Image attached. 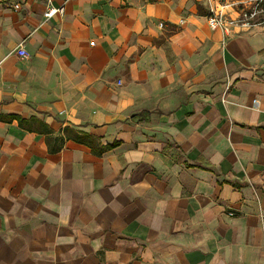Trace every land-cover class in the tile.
<instances>
[{
  "label": "crops",
  "instance_id": "1",
  "mask_svg": "<svg viewBox=\"0 0 264 264\" xmlns=\"http://www.w3.org/2000/svg\"><path fill=\"white\" fill-rule=\"evenodd\" d=\"M227 1L0 0V264H264V27Z\"/></svg>",
  "mask_w": 264,
  "mask_h": 264
},
{
  "label": "built area",
  "instance_id": "2",
  "mask_svg": "<svg viewBox=\"0 0 264 264\" xmlns=\"http://www.w3.org/2000/svg\"><path fill=\"white\" fill-rule=\"evenodd\" d=\"M59 11L50 7L45 15L51 17ZM207 20L212 30L221 31L226 35L264 27V0H229L212 8ZM160 26H163V23ZM17 54L27 57V52L22 46L17 49Z\"/></svg>",
  "mask_w": 264,
  "mask_h": 264
},
{
  "label": "trees",
  "instance_id": "3",
  "mask_svg": "<svg viewBox=\"0 0 264 264\" xmlns=\"http://www.w3.org/2000/svg\"><path fill=\"white\" fill-rule=\"evenodd\" d=\"M20 123L23 126H25L24 121L20 120ZM41 132L46 133V134H50V131L47 128H42ZM47 140L49 143V148L53 152H58L62 148L63 144L68 140H73L77 143H81V144L90 146L92 148H94V143L96 142V140L94 138H92L91 136L84 134V133L83 134L79 133L72 128H65L63 130L62 136L60 138L56 139L55 145H52V138L50 136L47 138ZM58 140L60 141L59 144L57 143Z\"/></svg>",
  "mask_w": 264,
  "mask_h": 264
},
{
  "label": "rangeland",
  "instance_id": "4",
  "mask_svg": "<svg viewBox=\"0 0 264 264\" xmlns=\"http://www.w3.org/2000/svg\"><path fill=\"white\" fill-rule=\"evenodd\" d=\"M220 1H224V0H220Z\"/></svg>",
  "mask_w": 264,
  "mask_h": 264
}]
</instances>
